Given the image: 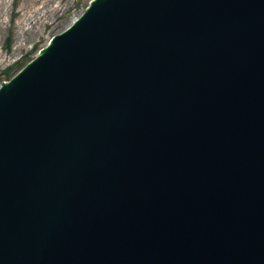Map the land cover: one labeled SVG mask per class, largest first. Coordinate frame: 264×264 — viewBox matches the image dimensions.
Masks as SVG:
<instances>
[{"label":"water","instance_id":"1","mask_svg":"<svg viewBox=\"0 0 264 264\" xmlns=\"http://www.w3.org/2000/svg\"><path fill=\"white\" fill-rule=\"evenodd\" d=\"M0 264H264V0H91L3 81Z\"/></svg>","mask_w":264,"mask_h":264},{"label":"rangeland","instance_id":"2","mask_svg":"<svg viewBox=\"0 0 264 264\" xmlns=\"http://www.w3.org/2000/svg\"><path fill=\"white\" fill-rule=\"evenodd\" d=\"M90 1L0 0V84L79 18Z\"/></svg>","mask_w":264,"mask_h":264},{"label":"trees","instance_id":"3","mask_svg":"<svg viewBox=\"0 0 264 264\" xmlns=\"http://www.w3.org/2000/svg\"><path fill=\"white\" fill-rule=\"evenodd\" d=\"M16 69V68H13L12 70L10 69V71L7 72V75H9V73L11 74L13 72V70ZM13 77V76H12ZM11 77V78H12Z\"/></svg>","mask_w":264,"mask_h":264}]
</instances>
